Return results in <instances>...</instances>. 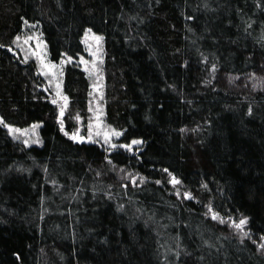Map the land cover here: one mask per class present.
Masks as SVG:
<instances>
[{
  "label": "trees",
  "instance_id": "obj_1",
  "mask_svg": "<svg viewBox=\"0 0 264 264\" xmlns=\"http://www.w3.org/2000/svg\"><path fill=\"white\" fill-rule=\"evenodd\" d=\"M26 26L66 61V109ZM0 45V118L40 139L0 123V264H264V0H0ZM96 99L115 148L69 138Z\"/></svg>",
  "mask_w": 264,
  "mask_h": 264
},
{
  "label": "rangeland",
  "instance_id": "obj_2",
  "mask_svg": "<svg viewBox=\"0 0 264 264\" xmlns=\"http://www.w3.org/2000/svg\"><path fill=\"white\" fill-rule=\"evenodd\" d=\"M94 37H101L99 35L93 34V32H87L84 38V44L86 47V54L80 58V62L83 68L88 73H96V65L97 62L101 59L102 56V46L103 41H96ZM16 49L21 52L23 58L25 60L33 59L39 69V73L43 75L46 79V83L51 86L54 90V95L61 106L66 109L68 107L67 98L63 93V67L65 65V59L59 62H54L50 60L47 45L45 43L44 38L42 37L39 29L36 26L25 27L22 31V34L19 36V39L15 40ZM27 41V42H26ZM94 79V78H93ZM96 80V85L93 87V92L98 91L100 93V84L97 82L99 80V76ZM66 98V99H65ZM92 119H89V123L87 127L91 128L92 137H98L96 134L99 132L102 137V141H104V134L107 133L110 136V143H106V145H112V141L115 135H112V130L107 128L104 125V120L102 119V109L101 106L96 99L94 102V106L91 108ZM0 121L2 119L0 118ZM3 122V121H2ZM77 129L79 131V135L84 137V139H88V135H85L84 132V124L81 118H78ZM4 124V122H3ZM7 125V124H4ZM38 125V124H34ZM7 129H18L19 131L10 132L15 137L23 138L24 141H27L28 145L32 143L39 144V127H37L34 131L31 126L25 128H19L12 125H7ZM90 131V130H89ZM80 142V141H78ZM127 145V144H126ZM133 145L132 148L133 149ZM137 149V148H136ZM139 149V148H138ZM137 149V150H138Z\"/></svg>",
  "mask_w": 264,
  "mask_h": 264
},
{
  "label": "snow or ice",
  "instance_id": "obj_3",
  "mask_svg": "<svg viewBox=\"0 0 264 264\" xmlns=\"http://www.w3.org/2000/svg\"><path fill=\"white\" fill-rule=\"evenodd\" d=\"M189 19H191V17H189ZM25 23H27V21H25ZM88 31H89V33H90V32H91V29H89ZM18 39H19V37H17V40H18ZM94 39H95L96 41H100V40L103 39V37H94ZM26 42H27V41H26ZM0 47H3V45H0ZM9 51H11V49H9ZM69 59H70V58H69ZM213 70H215V69H213ZM65 99H66V98H65ZM53 103H55V101H53ZM60 114H61V116L63 115V109H61V113H60ZM249 114L251 115V109H249ZM0 123H2V121H0ZM59 123H60V125H61V131H64L63 121L61 120V121H59ZM5 127H8V126L5 125ZM37 127H39V125H33V126H32L33 131H34ZM14 131H19V130H18V129H12V128H9V132H14ZM64 134H65L66 136L69 135L67 132H64ZM96 134L99 135L100 133L97 132ZM112 135H115V136L118 137V136L121 135V133H119V132H112ZM69 138L72 139V140H74V141H80V142H83V140H84V137H82V136L79 135V131H78V130H77L76 132H74ZM91 138H92V132H91V128H90V131H89V137H88L89 141H91ZM104 141H105V143H110V136H109L107 133L104 134ZM25 143L27 144L28 142L25 141ZM141 143H143V141H141V140H132V141H131V144H128V145H123V144H122V145H120V147H121V148H126L127 150L131 151L132 145H139V144H141ZM111 147L115 148L116 145L112 144ZM165 171H167V169H165ZM171 182H172L173 184H178V183H179V181L176 180L175 178H173ZM157 183H159V181H157ZM185 198L188 199V198H190V196H188V195L186 194V195H185ZM212 219H214V220L217 219V215H216V214H213ZM220 223H224V221H223V220H220ZM246 224H247V218H242V219H240L239 223H235L233 226H234L236 229L243 231V226L246 225ZM245 235H247V234L245 233ZM261 240H264V237H261ZM261 248H264V244L261 245Z\"/></svg>",
  "mask_w": 264,
  "mask_h": 264
},
{
  "label": "bare ground",
  "instance_id": "obj_4",
  "mask_svg": "<svg viewBox=\"0 0 264 264\" xmlns=\"http://www.w3.org/2000/svg\"><path fill=\"white\" fill-rule=\"evenodd\" d=\"M17 55V57H18V54H16Z\"/></svg>",
  "mask_w": 264,
  "mask_h": 264
}]
</instances>
